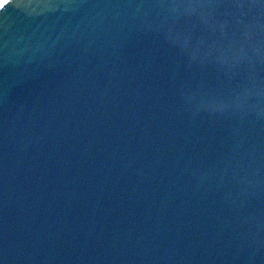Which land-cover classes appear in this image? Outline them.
<instances>
[{
    "label": "water",
    "instance_id": "95a60500",
    "mask_svg": "<svg viewBox=\"0 0 264 264\" xmlns=\"http://www.w3.org/2000/svg\"><path fill=\"white\" fill-rule=\"evenodd\" d=\"M0 4V264H264V0Z\"/></svg>",
    "mask_w": 264,
    "mask_h": 264
},
{
    "label": "snow or ice",
    "instance_id": "6c2138e0",
    "mask_svg": "<svg viewBox=\"0 0 264 264\" xmlns=\"http://www.w3.org/2000/svg\"><path fill=\"white\" fill-rule=\"evenodd\" d=\"M7 3V0H4V4H6ZM3 6V4H0V7H2Z\"/></svg>",
    "mask_w": 264,
    "mask_h": 264
}]
</instances>
